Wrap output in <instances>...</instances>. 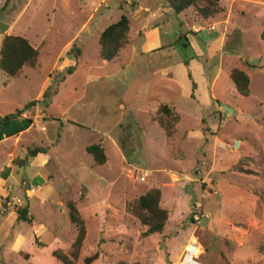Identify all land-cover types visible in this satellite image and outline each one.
<instances>
[{
  "label": "rangeland",
  "instance_id": "obj_1",
  "mask_svg": "<svg viewBox=\"0 0 264 264\" xmlns=\"http://www.w3.org/2000/svg\"><path fill=\"white\" fill-rule=\"evenodd\" d=\"M162 5L0 0V43L4 35L20 36L38 51L35 66L17 79L0 71V118L36 102L14 121L31 122L0 140V264H61L51 253H67L76 236L68 201L87 231L76 264L95 253L90 264H177L192 239L200 264H264V0H219L223 12L205 22L192 9L154 18ZM122 15L131 38L135 23L142 31L158 25L159 48L176 42L174 50L134 60L124 48L113 62H102L100 33ZM200 28L212 34L209 42L190 34ZM183 60L202 69L197 95L207 94L209 105L196 93L180 101L185 104H177L179 121L167 139L156 118L171 98L149 91L168 84L151 85L161 78L151 75ZM234 68L249 77L246 98L228 77ZM223 105L233 112L224 113ZM92 144L104 149L105 165L96 166L85 152ZM35 148L47 154L27 157ZM240 162L251 174L233 169ZM153 188L161 192L168 221L162 234L141 238L143 229L126 206ZM15 201L27 208L29 221L2 218L4 208L18 209L7 206ZM17 236L21 252L12 249Z\"/></svg>",
  "mask_w": 264,
  "mask_h": 264
},
{
  "label": "trees",
  "instance_id": "obj_2",
  "mask_svg": "<svg viewBox=\"0 0 264 264\" xmlns=\"http://www.w3.org/2000/svg\"><path fill=\"white\" fill-rule=\"evenodd\" d=\"M175 16L180 15L188 9H192L194 15L201 21H209L221 14L223 10L219 6V0H162ZM129 20L122 15L115 23L105 27L100 33L98 45V57L104 63H111L119 58L121 51L128 45L129 41ZM191 35L197 33L190 32ZM186 47V46H184ZM167 49V48H166ZM164 50V49H162ZM76 56L79 52L76 51ZM38 58V51L28 40L20 36L4 35L0 43V71L7 79H17L20 72L25 67H34ZM184 67L188 68V60L183 61ZM73 67L66 70L67 74L73 73ZM188 79L191 82L192 94L197 89L190 71L187 69ZM232 82L235 92L238 96L246 98L249 96L250 80L248 75L237 68L230 70L228 75ZM50 87L42 94L45 101L50 98ZM35 101L27 103L22 110H18L15 114H10L0 118V140L2 135L9 134V129L14 121L21 118L24 110L35 105ZM156 122L160 129L164 131L165 137L170 139L175 130V125L179 121L178 114L169 104H162L157 109ZM24 125L30 120H24ZM9 127V128H7ZM7 128V129H6ZM5 129V130H4ZM11 134V133H10ZM85 152L91 156L96 166H103L106 163L104 149L99 144H92L85 148ZM46 155V149L35 148L28 150L27 157L35 158L37 155ZM23 165V161L20 163ZM235 171L245 174H251L241 168V162L233 167ZM161 192L159 189L153 188L145 192V194L137 197L133 202L127 204V212L136 219L140 227L143 229L141 238H147L156 234H162L168 221V212L160 206ZM68 221L76 229V236L71 244L70 250L65 253L62 250H55L51 256L61 264H76L80 251L86 238V225L84 219L78 212L76 204L73 201L65 203ZM17 221H29L28 211L26 207L16 209ZM264 253V246L260 248ZM98 258L95 253L83 260L84 264H90Z\"/></svg>",
  "mask_w": 264,
  "mask_h": 264
},
{
  "label": "crops",
  "instance_id": "obj_3",
  "mask_svg": "<svg viewBox=\"0 0 264 264\" xmlns=\"http://www.w3.org/2000/svg\"><path fill=\"white\" fill-rule=\"evenodd\" d=\"M170 10L167 8V6L162 5L159 6L156 9V14H153L152 16L155 18L158 15L161 16H166L165 11ZM145 11H148V8L145 9ZM134 31H133V37L131 38L129 35V41H128V45L125 47V52L127 53L128 57H134V60L138 57H144L146 54L148 53H157L158 51H161L162 49H168L171 48L170 50H174V46L176 44L172 43L169 44L168 46H162L159 48L158 46V34H157V27L158 25H154L153 28H149V29H142L140 28L138 23H135L134 25ZM129 29H130V25H129ZM189 32V31H188ZM203 32L204 34L200 37L202 39H204L205 42H209V37H212V34H210V31L205 30L204 28H200V31H197L194 29V33H197V35ZM129 34H130V30H129ZM195 35V36H197ZM215 42L213 43L215 48H218L219 43L222 41V38L220 37V35H216L214 38ZM212 45V46H213ZM212 47V48H214ZM122 50V51H123ZM209 54H211V48L208 50ZM213 54H215V52H213ZM181 61V60H180ZM185 61V60H183ZM183 61L182 62H177L175 64L172 65V67L169 68H162L160 69L159 72H157V74H152L151 77L155 76H161V78H157V80L155 79H151V81L153 82L151 85H153L156 82H166L168 84V86L166 87H161L158 88L156 87V90H158V92H156V90H154L153 92L150 90L149 92L153 93V96H157V95H162L165 96L167 95L168 97H170L171 99H169V105H171L175 110L177 104L180 106L182 105L180 102L182 100H190L191 101V94H192V87H191V82L188 79V75H187V69L190 71L191 76L194 80V82L196 83L197 89L195 90L194 94L196 93L197 95V91L199 90V84L201 82L200 79V75H202V69H200V67L197 66V63L193 62L192 60H188V68L186 69L183 65ZM155 92V93H154ZM141 97V96H140ZM198 99L200 100L201 104H204L205 106L209 105L208 102L210 100H208L207 94L203 93L202 97H199L197 95ZM158 98L155 97V101L158 102ZM159 102H162L161 100ZM164 103V102H162ZM168 104V103H165ZM185 104V103H183ZM9 128V127H7ZM6 128V129H7ZM24 128V122L20 121L19 123L17 122H12L10 129H9V133H13V132H17L19 130H22ZM6 134V133H5ZM40 155L43 154H39L35 157V160H37L39 158ZM43 161V159H41V162ZM40 162V161H39ZM27 178V176H26ZM19 209V208H18ZM16 211V210H15ZM6 219H11L14 220L15 222L16 220V214L13 210L11 209H5L4 208V217ZM19 222V221H17ZM8 236V231H6L3 234V240L6 239V237ZM22 237L17 236L14 240V244L12 245V249L15 252H21L19 251V247L22 243Z\"/></svg>",
  "mask_w": 264,
  "mask_h": 264
},
{
  "label": "built area",
  "instance_id": "obj_4",
  "mask_svg": "<svg viewBox=\"0 0 264 264\" xmlns=\"http://www.w3.org/2000/svg\"><path fill=\"white\" fill-rule=\"evenodd\" d=\"M35 192L34 188L28 189V195H32ZM20 207V202L15 201L14 203H7V206ZM198 254V243L194 239L188 241L183 247L182 253L180 255L177 264H200L195 261V257Z\"/></svg>",
  "mask_w": 264,
  "mask_h": 264
},
{
  "label": "water",
  "instance_id": "obj_5",
  "mask_svg": "<svg viewBox=\"0 0 264 264\" xmlns=\"http://www.w3.org/2000/svg\"><path fill=\"white\" fill-rule=\"evenodd\" d=\"M204 33L203 32H200L199 34H198V36L199 37H201L202 35H203ZM222 109H223V111H224V113H232L233 111L232 110H230L228 107H226V106H222ZM25 177V174H24V176H23V178ZM22 178V179H23Z\"/></svg>",
  "mask_w": 264,
  "mask_h": 264
}]
</instances>
